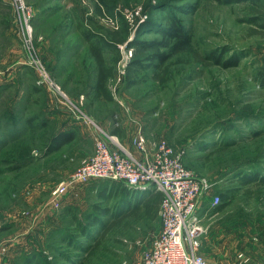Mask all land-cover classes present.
<instances>
[{
    "label": "rangeland",
    "instance_id": "obj_1",
    "mask_svg": "<svg viewBox=\"0 0 264 264\" xmlns=\"http://www.w3.org/2000/svg\"><path fill=\"white\" fill-rule=\"evenodd\" d=\"M19 1L30 9L29 18ZM258 1L264 11V0ZM169 15L190 34L191 50L166 61L169 76L163 84L149 68L128 85L132 47L126 42L160 39L157 31ZM252 15L247 0H0V264H26L37 245L48 258L42 264L79 261L73 257L86 256L79 249L98 233V225L82 218L103 223L129 205L122 196H112L109 181L101 178L62 195L58 206L51 202L50 190L93 153L94 135L106 137L102 127L110 133L119 127L118 141L134 154L138 130L151 144L164 139L185 149L186 168L209 183L198 210L199 254L206 262L238 264L239 253L249 262L261 260L264 199L254 183L242 185L237 179L264 177V27L250 20ZM123 28L126 42L116 44L120 61L105 99L84 84L92 82L95 68L91 38L82 31L105 36L107 30ZM213 53L223 61L239 59L228 66L199 61ZM39 68L59 90L40 82ZM60 129H73L76 137L46 152ZM227 189L232 198L226 207L212 208L208 199ZM65 205L81 223L58 215ZM160 229L157 216L121 229L120 241L108 234L86 264L137 263Z\"/></svg>",
    "mask_w": 264,
    "mask_h": 264
},
{
    "label": "built area",
    "instance_id": "obj_2",
    "mask_svg": "<svg viewBox=\"0 0 264 264\" xmlns=\"http://www.w3.org/2000/svg\"><path fill=\"white\" fill-rule=\"evenodd\" d=\"M19 4L29 18L30 9L22 1ZM27 18L24 16V20ZM39 73L40 82L59 90L60 87L51 81L44 69L39 68ZM93 139V153L50 190L51 202L58 206L62 195L99 178L122 181L132 188L153 186L163 193L158 211L161 229L151 245L142 252L140 260L132 264H210L199 254L198 238V210L206 198L209 183L186 168L185 149H176L164 139L148 144L139 130L132 138L138 154L123 146L113 134L106 137L95 134ZM218 202V195L209 199L212 206ZM237 258L238 264H264V257L249 262L239 253Z\"/></svg>",
    "mask_w": 264,
    "mask_h": 264
},
{
    "label": "trees",
    "instance_id": "obj_3",
    "mask_svg": "<svg viewBox=\"0 0 264 264\" xmlns=\"http://www.w3.org/2000/svg\"><path fill=\"white\" fill-rule=\"evenodd\" d=\"M225 2H238L242 0H224ZM249 8H251V12L254 13L250 20H258L261 21L260 26L264 27V22L262 21L264 18V11L262 10V6L258 0H247ZM152 8L151 6H146V10L150 11ZM97 12L101 13L100 7L96 6ZM87 26V25H86ZM126 29L123 30H107L105 36L101 34V36L94 35L93 31L90 30H83L82 35L86 39H90V44L88 50L90 51V55L92 61L94 63V77L91 83H84L87 84L91 89L95 90L101 97L105 99H109V93L107 91V83L113 77V71L115 68L116 63L120 59V53L118 52V48L116 44H122L126 42ZM161 34V38L151 42H126L128 47H132L131 56L126 66V73H125V80L128 85H133L140 80V74L145 71L146 69L152 68V77L155 79L159 84H163L168 80L169 71L166 61L173 55L191 50V37L183 27L177 22V19L170 16L165 19V23L163 26H160L158 31ZM161 48L163 50H161ZM109 55V57L107 56ZM239 58H235L232 62L230 61H223L220 59V55H216L215 53L209 54L208 56L205 55L199 58V61L202 64H218L222 66H228L230 64H236ZM210 60V62H209ZM264 81V80H263ZM33 90L38 91L36 87H32ZM35 120V117L30 116L26 119L29 124H32ZM45 119L41 121L39 125L40 128H45ZM62 130V131H61ZM112 132L115 134H120L121 130L119 127H114ZM76 137L75 130L73 129H60L56 133H54L48 143L46 144V152H53L60 150L64 145L70 143ZM227 146L221 147L220 150L226 149ZM32 148L25 149V155L29 154L28 152ZM186 152V151H185ZM186 154V153H185ZM185 157V155H184ZM195 159H199L195 158ZM185 163V162H184ZM18 166V165H14ZM108 180L112 196L114 194L118 196H122L125 199V203H129L122 209L121 212L115 214L113 218L109 221H105L101 223L95 217L84 216L82 219L86 220L90 226L98 225L97 228V237L82 235L87 237L90 242L88 244L81 247L79 250H83L86 252V256L82 257L77 256L73 257V259H78L79 261L66 262L65 264H86L88 262V258L92 256V254L101 246L103 240H105V236L109 234V236H115L116 241H120L121 239L118 238L120 234H122L121 229L128 227L134 222L139 220H154L158 216L160 202L163 196L162 191L155 189L153 186H149L144 190H136L131 189L128 185H126L122 181ZM242 185H245L249 182L254 183L259 188V193L257 196L264 199V177H253V178H245L242 176L237 178ZM96 180V179H95ZM235 178L232 177L231 181H234ZM92 181V180H90ZM88 181V182H90ZM88 182L83 183L88 184ZM81 184V185H83ZM100 184V183H99ZM120 186V187H119ZM232 189H227L225 192H221L219 196V202L212 208L215 210H222L226 207L228 201L232 198ZM248 189L245 190L246 194H250ZM114 193V194H113ZM207 199V198H206ZM205 199V200H206ZM209 202V199H208ZM61 207L58 212L60 216H71L72 218H77L79 223L82 222L80 217H76L73 211L70 209L71 207ZM78 223V222H77ZM78 223V225H79ZM81 225H79L80 227ZM121 228V229H120ZM120 229V230H119ZM80 232L79 230H77ZM118 238V239H117ZM92 240V241H91ZM106 241V240H105ZM68 242V241H67ZM69 243V242H68ZM39 245L36 246L35 253H31L27 255L24 259V263L26 264H42L47 261L48 258H45L38 250ZM104 250H107L104 247ZM39 252V253H38ZM88 252V253H87ZM54 256L51 255V259ZM70 260L67 258V261Z\"/></svg>",
    "mask_w": 264,
    "mask_h": 264
},
{
    "label": "crops",
    "instance_id": "obj_4",
    "mask_svg": "<svg viewBox=\"0 0 264 264\" xmlns=\"http://www.w3.org/2000/svg\"><path fill=\"white\" fill-rule=\"evenodd\" d=\"M89 128V127H88ZM106 132H108V135L109 134H113V135H115L116 137H119L120 138V134H121V132H120V134L118 135V134H115V133H113L112 131V133H110L108 130H106L104 127H102ZM110 130H112V129H110ZM103 131V130H102ZM104 133V132H103ZM90 134L92 135L93 134V131L91 130L90 131ZM105 135L107 136V134L105 133ZM121 139V138H120ZM124 141L126 140V142H127V139H123ZM147 142H148V144H151L150 143V141L149 140H147ZM121 143V142H120ZM134 149V148H133ZM134 152L136 153V151H135V149H134ZM136 154H138V153H136ZM85 158V157H84ZM82 161V160H81Z\"/></svg>",
    "mask_w": 264,
    "mask_h": 264
}]
</instances>
